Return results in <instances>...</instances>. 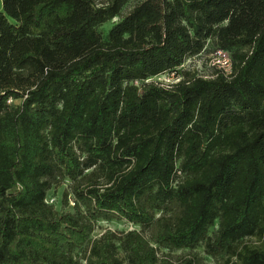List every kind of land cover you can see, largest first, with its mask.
<instances>
[{
    "label": "trees",
    "instance_id": "trees-1",
    "mask_svg": "<svg viewBox=\"0 0 264 264\" xmlns=\"http://www.w3.org/2000/svg\"><path fill=\"white\" fill-rule=\"evenodd\" d=\"M0 5V264H264V0Z\"/></svg>",
    "mask_w": 264,
    "mask_h": 264
},
{
    "label": "rangeland",
    "instance_id": "rangeland-1",
    "mask_svg": "<svg viewBox=\"0 0 264 264\" xmlns=\"http://www.w3.org/2000/svg\"><path fill=\"white\" fill-rule=\"evenodd\" d=\"M112 25V22L104 25L101 30L103 32H107ZM218 50L213 46L208 45L203 54L199 55L196 58L190 59L186 61L181 67L176 69V72L181 73L184 71H195L200 76L210 77L214 72L215 68H213V63L218 60L216 56V52ZM177 81L174 72L167 73L165 75L159 76L154 79V82L158 84L168 85ZM68 189V183H64L63 185L51 189L47 194V201L49 204H53L57 211L63 210L62 197L63 193ZM132 229H139L134 227L127 222L124 221H99L96 224V228L92 234V238H97L101 233L105 230L111 232H121V231H130ZM173 256H195L200 264H217L222 261V257L211 259L204 252L203 245L198 246L193 251H177L173 254Z\"/></svg>",
    "mask_w": 264,
    "mask_h": 264
},
{
    "label": "built area",
    "instance_id": "built-area-1",
    "mask_svg": "<svg viewBox=\"0 0 264 264\" xmlns=\"http://www.w3.org/2000/svg\"><path fill=\"white\" fill-rule=\"evenodd\" d=\"M216 56L218 60L215 62L216 64L213 63V68H215V71H219L225 76L230 75L232 69V60L230 55L225 51L218 50L216 52Z\"/></svg>",
    "mask_w": 264,
    "mask_h": 264
},
{
    "label": "crops",
    "instance_id": "crops-1",
    "mask_svg": "<svg viewBox=\"0 0 264 264\" xmlns=\"http://www.w3.org/2000/svg\"><path fill=\"white\" fill-rule=\"evenodd\" d=\"M0 10H1V5H0Z\"/></svg>",
    "mask_w": 264,
    "mask_h": 264
}]
</instances>
